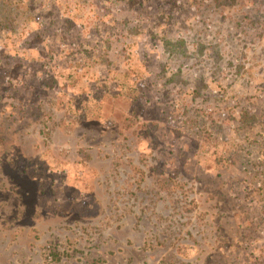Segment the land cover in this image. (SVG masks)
Masks as SVG:
<instances>
[{
  "label": "rangeland",
  "instance_id": "rangeland-1",
  "mask_svg": "<svg viewBox=\"0 0 264 264\" xmlns=\"http://www.w3.org/2000/svg\"><path fill=\"white\" fill-rule=\"evenodd\" d=\"M29 2L0 0V264H264V0Z\"/></svg>",
  "mask_w": 264,
  "mask_h": 264
},
{
  "label": "trees",
  "instance_id": "trees-1",
  "mask_svg": "<svg viewBox=\"0 0 264 264\" xmlns=\"http://www.w3.org/2000/svg\"><path fill=\"white\" fill-rule=\"evenodd\" d=\"M31 2H32V3H31ZM29 3H30V6H33V3H34V2H33V0H30ZM30 6H28V7H30ZM184 43H185V41H179L178 44L173 45V46H177V45H178V46H177L175 49H170V51L173 52V51H175V50H179V49H181V48L183 47ZM54 82H55V81H54Z\"/></svg>",
  "mask_w": 264,
  "mask_h": 264
}]
</instances>
